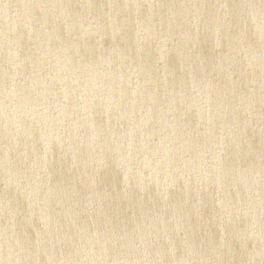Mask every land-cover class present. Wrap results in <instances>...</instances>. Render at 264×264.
<instances>
[{
  "label": "water",
  "instance_id": "obj_1",
  "mask_svg": "<svg viewBox=\"0 0 264 264\" xmlns=\"http://www.w3.org/2000/svg\"><path fill=\"white\" fill-rule=\"evenodd\" d=\"M0 264H264V0H0Z\"/></svg>",
  "mask_w": 264,
  "mask_h": 264
}]
</instances>
